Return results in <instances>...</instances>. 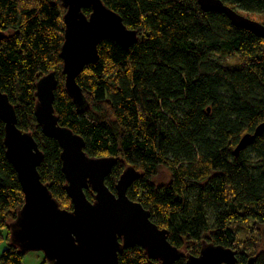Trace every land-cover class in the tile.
Here are the masks:
<instances>
[{
  "label": "trees",
  "instance_id": "trees-1",
  "mask_svg": "<svg viewBox=\"0 0 264 264\" xmlns=\"http://www.w3.org/2000/svg\"><path fill=\"white\" fill-rule=\"evenodd\" d=\"M102 1L138 32V40L130 48L100 44L99 61L77 79L86 101L80 108L65 90L62 0H0L6 34L0 90L16 109L17 127L32 133L44 153L43 183L72 209L62 149L35 117L37 82L55 73L60 124L83 137L90 157L118 159L106 179L113 193L132 166L140 176L128 197L168 230L173 246L197 256L203 243H213L236 250L238 264L252 257L264 264V133L235 155L242 137L264 122V39L222 13L203 11L198 0ZM220 1L259 15L264 24V0ZM230 57L235 65L225 63ZM162 170L169 180L160 183ZM86 195L93 201L91 189ZM23 205L0 120V264H23L25 254L11 243L9 230ZM120 264L162 263L135 247L120 255Z\"/></svg>",
  "mask_w": 264,
  "mask_h": 264
},
{
  "label": "water",
  "instance_id": "water-1",
  "mask_svg": "<svg viewBox=\"0 0 264 264\" xmlns=\"http://www.w3.org/2000/svg\"><path fill=\"white\" fill-rule=\"evenodd\" d=\"M205 12L224 14L233 26L248 30L264 39V24L253 20L220 0H198ZM64 15L63 60L65 90L74 103L86 105L77 79L84 69L99 61V46L105 40L119 42L126 48L136 44L138 32L129 29L123 18L102 0H62ZM91 10L88 16L84 10ZM6 34L0 29V42ZM59 82L55 73L42 77L36 85L35 117L42 133L58 141L62 153L66 192L72 209H63L49 186L43 183L39 167L44 160L32 133L17 127L16 109L0 90V120L5 124L8 161L14 167L24 196V205L9 224L10 240L23 254L42 252L50 264H120L126 250L141 247L151 259L175 264H238V252L213 243H203L197 256L173 246L167 229L151 219V212L128 197V190L140 172L128 166L113 193L106 179L117 165L115 157L92 158L80 135L60 124L56 114L55 92ZM264 122L253 134L242 137L235 155L263 135ZM94 192L90 201L86 191ZM247 264H256V257Z\"/></svg>",
  "mask_w": 264,
  "mask_h": 264
},
{
  "label": "rangeland",
  "instance_id": "rangeland-1",
  "mask_svg": "<svg viewBox=\"0 0 264 264\" xmlns=\"http://www.w3.org/2000/svg\"><path fill=\"white\" fill-rule=\"evenodd\" d=\"M241 14H243L244 16H247L253 20H256L260 23L262 22V20H261L262 18L257 14H245V13H241ZM236 62L237 61L235 58L230 57V58H228V61H226L225 63L230 64V65H235ZM168 180H169V175H168L167 171L162 170L157 177V181L160 183H163V182H167ZM59 202H60L61 207L63 209L64 208L69 209L67 206V204H68L67 201L61 200ZM70 203H72V202H70ZM2 246L3 247L1 248V250H4L5 249L4 244ZM23 264H50V263L47 262L45 255L42 252H30V253L25 254V257L23 259Z\"/></svg>",
  "mask_w": 264,
  "mask_h": 264
}]
</instances>
